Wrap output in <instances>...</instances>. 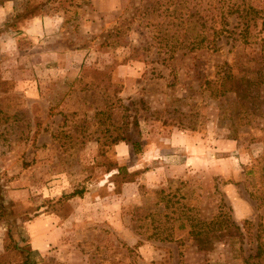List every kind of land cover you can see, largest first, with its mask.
<instances>
[{
    "label": "rangeland",
    "instance_id": "obj_1",
    "mask_svg": "<svg viewBox=\"0 0 264 264\" xmlns=\"http://www.w3.org/2000/svg\"><path fill=\"white\" fill-rule=\"evenodd\" d=\"M259 239L264 0H0V264H254Z\"/></svg>",
    "mask_w": 264,
    "mask_h": 264
},
{
    "label": "trees",
    "instance_id": "obj_2",
    "mask_svg": "<svg viewBox=\"0 0 264 264\" xmlns=\"http://www.w3.org/2000/svg\"><path fill=\"white\" fill-rule=\"evenodd\" d=\"M133 146H135V144ZM117 169L121 171L123 167L118 166ZM257 237L260 238V234H257ZM250 258L256 260L254 264H264V241L262 239L258 240L255 253L248 255L244 259L245 263H249Z\"/></svg>",
    "mask_w": 264,
    "mask_h": 264
}]
</instances>
